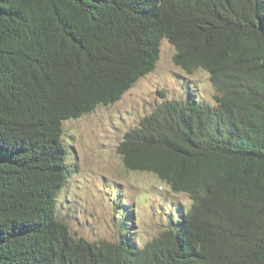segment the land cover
I'll list each match as a JSON object with an SVG mask.
<instances>
[{
    "label": "trees",
    "instance_id": "16d2710c",
    "mask_svg": "<svg viewBox=\"0 0 264 264\" xmlns=\"http://www.w3.org/2000/svg\"><path fill=\"white\" fill-rule=\"evenodd\" d=\"M163 40L213 101L161 92L118 152L190 205L146 244L78 237L56 214L64 123L121 100ZM0 264H264V0H0Z\"/></svg>",
    "mask_w": 264,
    "mask_h": 264
},
{
    "label": "rangeland",
    "instance_id": "374dc122",
    "mask_svg": "<svg viewBox=\"0 0 264 264\" xmlns=\"http://www.w3.org/2000/svg\"><path fill=\"white\" fill-rule=\"evenodd\" d=\"M174 54V46L163 40L155 70L121 100L64 123L70 175L57 196L56 214L72 234L99 242H117L126 234L142 245L159 236L169 215L177 216L190 205L187 195L173 193L154 174L127 169L118 152L124 135L163 101L161 92L172 99L189 86L213 101L208 74L183 72Z\"/></svg>",
    "mask_w": 264,
    "mask_h": 264
}]
</instances>
